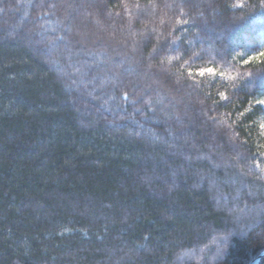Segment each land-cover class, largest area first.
I'll use <instances>...</instances> for the list:
<instances>
[{"label": "trees", "instance_id": "trees-1", "mask_svg": "<svg viewBox=\"0 0 264 264\" xmlns=\"http://www.w3.org/2000/svg\"><path fill=\"white\" fill-rule=\"evenodd\" d=\"M261 51L264 0H0V264L253 263Z\"/></svg>", "mask_w": 264, "mask_h": 264}, {"label": "snow or ice", "instance_id": "snow-or-ice-1", "mask_svg": "<svg viewBox=\"0 0 264 264\" xmlns=\"http://www.w3.org/2000/svg\"><path fill=\"white\" fill-rule=\"evenodd\" d=\"M257 60H264V51H261L260 53H257L256 55L249 57V61H246V63L250 61L254 62ZM207 71L211 72L213 71V69H208ZM259 103L264 104V99H261Z\"/></svg>", "mask_w": 264, "mask_h": 264}, {"label": "water", "instance_id": "water-1", "mask_svg": "<svg viewBox=\"0 0 264 264\" xmlns=\"http://www.w3.org/2000/svg\"><path fill=\"white\" fill-rule=\"evenodd\" d=\"M264 255V252L263 253H261V255L253 262V263H251V264H256V262L259 260V258L261 257V256H263Z\"/></svg>", "mask_w": 264, "mask_h": 264}]
</instances>
